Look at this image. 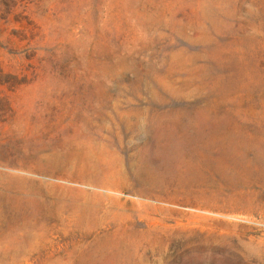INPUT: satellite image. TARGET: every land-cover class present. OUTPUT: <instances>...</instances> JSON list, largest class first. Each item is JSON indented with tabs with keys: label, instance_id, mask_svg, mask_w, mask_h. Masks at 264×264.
I'll list each match as a JSON object with an SVG mask.
<instances>
[{
	"label": "rangeland",
	"instance_id": "374dc122",
	"mask_svg": "<svg viewBox=\"0 0 264 264\" xmlns=\"http://www.w3.org/2000/svg\"><path fill=\"white\" fill-rule=\"evenodd\" d=\"M204 119L264 140V0H0V264H264L259 188L137 197Z\"/></svg>",
	"mask_w": 264,
	"mask_h": 264
},
{
	"label": "bare ground",
	"instance_id": "6f19581e",
	"mask_svg": "<svg viewBox=\"0 0 264 264\" xmlns=\"http://www.w3.org/2000/svg\"><path fill=\"white\" fill-rule=\"evenodd\" d=\"M176 124L181 130L183 128L188 129L190 126L179 121ZM202 124L205 128L199 125L201 129L199 136H179L175 141L167 143L166 146L157 148L156 151L159 154H156V156L160 159L158 165L165 166L169 170L165 171L166 168L160 170L159 178H154L148 184L146 190H141L140 194L142 195L137 197L143 199L146 196L165 195L167 197L175 196L174 198H179V196L184 194V190L181 191L179 188L186 187L189 183L190 185L195 184L196 186L209 187V183L211 184L215 176L212 174L217 169L221 175L227 177V183L230 186L238 188L249 185L261 190L260 194L254 198H227V204H234L243 209L246 208L248 211L263 208L264 140L249 136L241 130L236 129L237 127L230 129L227 133H222L208 120L203 121ZM161 125L163 124L158 125L157 129ZM141 151L144 150L142 149ZM160 169L162 168L160 167ZM120 180H129L132 185L140 183L135 177H122ZM136 191H139V189ZM186 192L183 200L185 199L188 202L197 198L205 201L214 200L213 196H205L202 191H198L197 189H190L188 193ZM192 210H200V212L204 210L205 213H215V211L202 208H193ZM218 214L224 215V213ZM227 216L238 218L234 214H227ZM135 241L128 240L122 234L116 237L97 238L95 242H86L84 245L94 247V253L100 256L102 261H108L112 264H130L136 257L131 254L135 249Z\"/></svg>",
	"mask_w": 264,
	"mask_h": 264
}]
</instances>
